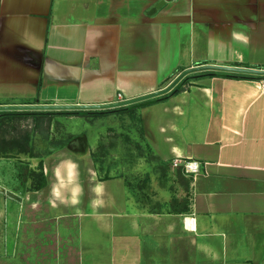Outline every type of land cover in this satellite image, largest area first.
<instances>
[{
    "label": "crops",
    "instance_id": "obj_1",
    "mask_svg": "<svg viewBox=\"0 0 264 264\" xmlns=\"http://www.w3.org/2000/svg\"><path fill=\"white\" fill-rule=\"evenodd\" d=\"M204 64L264 69V0H0V105L120 101ZM174 88L94 116L133 114L117 140L131 129L146 145L160 139L162 162H197L190 212L141 207L124 176L103 178L119 164L95 163L96 143L65 129L41 152L42 189L0 192V264H264V75L198 71ZM79 115L0 121L27 119L41 133Z\"/></svg>",
    "mask_w": 264,
    "mask_h": 264
},
{
    "label": "rangeland",
    "instance_id": "obj_2",
    "mask_svg": "<svg viewBox=\"0 0 264 264\" xmlns=\"http://www.w3.org/2000/svg\"><path fill=\"white\" fill-rule=\"evenodd\" d=\"M153 98H148L146 100L133 103L132 105L139 106L141 104L148 103L149 101H152ZM115 109V108H114ZM155 109V108H154ZM106 110V109H105ZM152 108H146L145 111H142L141 113H150ZM103 111V110H98ZM5 113H11L13 111H1ZM85 114H90L89 111L82 112L78 119L77 117L74 118L75 121L72 122H63V121H50V124H52V131H42L39 133L37 130V123L35 122V129H34V123L31 121L29 122L27 119H20L15 121L14 119L6 120L4 122L0 121V145H4L1 143L2 139H5V145L9 146L5 152L6 154H2L4 156L0 157V161L6 162L5 168L1 170L0 173V192L4 195H10L9 198L15 197L14 193L23 194L26 193V187L29 186V182L27 181L26 184L21 187V183L17 180V172L21 171L20 168L23 167V165H27L30 169H35L38 162L43 157L44 153H41L43 151H46L48 149H54L57 146L59 142H63L67 140V134H65V129L68 130L69 133L77 134L79 132H82L83 135H85L87 138H89L88 143H96L95 151L93 155L97 156V161H104L106 166L108 163H118L120 166V169L117 171H110L109 175L115 174L119 176L118 174L124 176L125 179L133 181L134 185L139 190V196L140 197H148L152 198V194H154L156 197L160 199H169L172 195H175L177 198H181L184 196L185 192L183 190V183L177 181L176 176V168L182 167L180 163L173 162L166 163V173H167V183L161 182V170L160 167L158 168L157 161L152 160V156H155L157 151L159 150V153L166 154L167 149L163 146V144L160 142V139H155L153 136L152 139L147 142L148 145L145 144L144 141H139L140 137L137 131L135 134L130 129V138L128 135H124L123 138L119 137L117 140V132H120V136L124 133L122 130H120L119 124L126 123L125 121H128L133 124L134 122V115L128 118V113L120 112L118 114H110L105 113L104 115L100 116H94L92 114L91 120L86 122L82 116ZM91 115V114H90ZM81 116V117H80ZM78 120V121H77ZM135 123V122H134ZM28 125L29 128H28ZM65 127H64V126ZM124 125V124H123ZM122 125V126H123ZM135 125V124H134ZM37 130L39 134H43L45 141H41L38 136L34 139L33 129ZM126 128V127H125ZM125 128H122L126 131ZM137 128V127H136ZM29 134L30 142L29 145L32 146L33 152L37 154L39 157H28L27 155L18 154L17 148L15 146H12L10 140H18V146H19V139L25 134ZM7 137V138H6ZM41 137V136H39ZM13 138V139H12ZM9 139V141L7 140ZM155 139V140H154ZM33 140H35V143H33ZM39 140V142H37ZM158 140V141H157ZM118 145H113V142ZM135 141L140 142V145H137ZM9 142V143H8ZM16 142V141H15ZM55 144V145H54ZM129 147L131 151L128 153L126 152V148ZM1 148V147H0ZM3 148V147H2ZM100 148L104 149L106 153L103 151L100 152ZM157 149V151H156ZM160 155V154H159ZM163 156V155H160ZM151 160H150V159ZM161 162H162V158ZM24 163V164H23ZM157 166V167H156ZM43 169V168H42ZM183 171V167H182ZM184 175L183 179H186L188 174H185L184 171L182 172ZM105 174L103 173L102 176ZM146 175L147 180H146ZM186 175V177H185ZM171 190V191H169ZM142 194V195H140ZM146 194V195H145ZM2 200V199H0ZM139 204V203H138ZM140 205V204H139ZM141 206V205H140ZM142 207V206H141ZM15 209V206L12 207ZM149 208V207H147Z\"/></svg>",
    "mask_w": 264,
    "mask_h": 264
},
{
    "label": "trees",
    "instance_id": "obj_3",
    "mask_svg": "<svg viewBox=\"0 0 264 264\" xmlns=\"http://www.w3.org/2000/svg\"><path fill=\"white\" fill-rule=\"evenodd\" d=\"M186 77H184L183 79H185ZM182 79V80H183ZM176 91V88H174L172 90V92H175ZM66 113L68 114H81L80 112L81 111H65ZM41 113V112H39ZM91 114H98V112H89ZM13 139V138H12ZM9 141V139H7ZM5 139H2L1 140V143L4 144V145H0V157L1 156H4L2 154H6L5 152H2V151H6V149L9 147V146H6L5 144ZM16 141V142H15ZM18 140H10L11 143L9 144H12V146H15L17 149V152L18 154H23V155H27L28 157H39L37 154H35V152H33V148L32 146L29 145V142H30V137H29V134L25 133L20 139H19V146H18V143H17ZM137 145H140V142L138 141H135ZM31 143V142H30ZM3 147V148H2ZM100 152L103 151V153L106 151L102 148H100ZM128 151V153L131 151V149L129 147L126 148V152ZM92 156V159L93 161L98 164H101L102 165V162L104 161H97V156L95 155H91ZM152 160H155V162L157 161V165L158 168L160 167V170L162 172L161 174V182L162 183H167V173H166V170L167 168L165 167L166 166V163L164 162H161L157 157L155 156H152ZM150 159V158H149ZM151 160V159H150ZM24 164V163H23ZM156 166V167H157ZM21 171L17 172V180L19 183H21V187H23L26 182L28 181L29 182V186L26 187V191H37V190H40L42 189L44 186H45V175L43 173V169H42V162L41 160L38 162V164L36 165V168L35 169H30L28 168L27 165H23L22 168H20ZM182 167H177L176 168V178H177V181H179L180 183L182 182L183 184V190L185 192L184 196L181 197V198H177L175 195H172L169 199L167 200H162V199H153V198H148V197H140L139 194V190H141V188L139 190H137L136 187L133 183V181L131 180H127L125 179V184L127 185V188H129L131 191L135 189L136 193V200L137 202L143 206V207H149V212H157V213H171V214H181V215H184V214H188L190 212V196H189V193H188V185H189V178H186V179H183L184 178V175L182 173ZM104 176L103 178L104 179H107L109 178V169L106 168L104 170ZM120 175V174H118ZM147 175H146V180H147ZM149 179V178H148ZM167 180V181H166ZM134 191V192H135ZM171 191V190H169ZM142 195V194H140ZM146 195V194H145Z\"/></svg>",
    "mask_w": 264,
    "mask_h": 264
},
{
    "label": "water",
    "instance_id": "obj_4",
    "mask_svg": "<svg viewBox=\"0 0 264 264\" xmlns=\"http://www.w3.org/2000/svg\"><path fill=\"white\" fill-rule=\"evenodd\" d=\"M206 70L225 71V72L251 74V75H264V69L204 64V65L188 67L182 70L166 87L162 89L133 98H128V99L109 102V103H102V104H77V105H59V104H9L8 105L7 104V105H0V112L1 111H75V110L98 111V110L119 108L122 106H127L133 103L146 100L148 98L161 96L171 91L188 74L192 72L206 71Z\"/></svg>",
    "mask_w": 264,
    "mask_h": 264
},
{
    "label": "built area",
    "instance_id": "obj_5",
    "mask_svg": "<svg viewBox=\"0 0 264 264\" xmlns=\"http://www.w3.org/2000/svg\"><path fill=\"white\" fill-rule=\"evenodd\" d=\"M118 98L120 99L119 95H118ZM174 163H177V162L174 161ZM178 163L182 165L183 171L185 174L195 173L199 170V164L195 161H185L182 163L181 162H178Z\"/></svg>",
    "mask_w": 264,
    "mask_h": 264
}]
</instances>
